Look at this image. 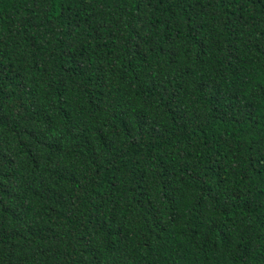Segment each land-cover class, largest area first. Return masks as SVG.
<instances>
[{"label": "trees", "instance_id": "obj_1", "mask_svg": "<svg viewBox=\"0 0 264 264\" xmlns=\"http://www.w3.org/2000/svg\"><path fill=\"white\" fill-rule=\"evenodd\" d=\"M0 264H264V0H0Z\"/></svg>", "mask_w": 264, "mask_h": 264}]
</instances>
